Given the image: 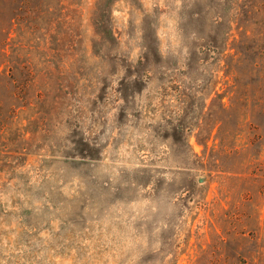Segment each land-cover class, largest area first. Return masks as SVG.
<instances>
[{"label": "rangeland", "instance_id": "374dc122", "mask_svg": "<svg viewBox=\"0 0 264 264\" xmlns=\"http://www.w3.org/2000/svg\"><path fill=\"white\" fill-rule=\"evenodd\" d=\"M0 264H264V0H0Z\"/></svg>", "mask_w": 264, "mask_h": 264}]
</instances>
